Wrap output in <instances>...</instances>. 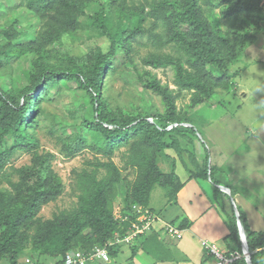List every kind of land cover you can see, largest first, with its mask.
I'll return each instance as SVG.
<instances>
[{
    "label": "trees",
    "instance_id": "trees-1",
    "mask_svg": "<svg viewBox=\"0 0 264 264\" xmlns=\"http://www.w3.org/2000/svg\"><path fill=\"white\" fill-rule=\"evenodd\" d=\"M3 7L0 16L25 12V16L38 18L44 30L31 43L21 44L17 42L21 32L15 25L0 22V79L12 81L11 85L0 84V174L15 151L8 147V137L14 135L18 143L32 140L30 130L37 126L41 102L51 100V90L62 79L76 80L91 95L94 110L93 118L81 116L79 126L86 135L81 130L66 135L63 151L72 155L90 148L109 160L98 158L90 163L92 170L76 171V207L61 210L47 221L38 216L39 210L64 191L62 178L50 162L54 155L34 152L31 164L15 168L19 179H7L12 191L0 187V261L7 258L10 264H26L20 259L30 251L37 256L31 257L36 264H47L46 259L62 264L66 252L89 251L97 245L108 246L115 257L122 245L109 244L116 232L128 230L133 217L121 222L114 214V196L125 177L113 154L124 149L125 164L135 170L124 197L123 213L128 216L134 204L149 206L157 185L167 191L170 200L177 197L184 184L175 170L164 171L160 161L170 157V149L180 158L184 151L196 157L198 131L188 125L192 124L189 115L180 114L174 90L149 71L148 80L142 79L140 71L139 81L162 98L163 113L151 120L124 107L110 108L101 88L105 74L117 69L114 56L122 50L127 59L132 43L143 37L157 47L173 46L178 54L149 53L143 63L156 69L173 68L179 90L191 92L189 113L211 101L216 91L236 76L233 73L232 77L233 66L264 31V1L215 0L211 10L221 9L223 26L213 23L202 0H16ZM81 33L90 39L103 38L107 47L95 44L82 55L60 49L67 37L76 39ZM22 56H30L32 70L27 84L20 87L14 84V66ZM184 137L190 138L189 149L182 143ZM233 212L235 250L242 254L234 264H247ZM243 224L253 264H264V251H257L264 244V235Z\"/></svg>",
    "mask_w": 264,
    "mask_h": 264
},
{
    "label": "rangeland",
    "instance_id": "rangeland-1",
    "mask_svg": "<svg viewBox=\"0 0 264 264\" xmlns=\"http://www.w3.org/2000/svg\"><path fill=\"white\" fill-rule=\"evenodd\" d=\"M15 1L16 0H0V10L4 9L2 6H9L12 3L15 4ZM214 1L215 0L207 2V0H202L204 7L208 9V13L213 23L223 26L224 18L221 13V9L218 8L213 11L211 10L212 2ZM22 13V15H12L13 12H10L3 15V17L0 16V22L4 23L5 26L14 24L15 28L21 32L17 42L21 44L26 42L25 44H27L31 43L34 38L44 30V28L42 27V22L38 18L25 16V12ZM262 33L263 32L260 31L259 34ZM256 40V45L246 48L244 53L240 55L238 63L233 66L232 77L234 76L233 73H236V76L234 78H230L228 80V85L218 89L216 94L212 97V101L215 100V105L206 103L201 105L199 108L198 106H195L189 111V113H187V109L191 104V92L179 90L174 82L175 73L173 68L169 67L156 69L146 67L143 63V58L149 53L178 54V51L171 45L157 47L153 45L147 37L138 38L137 41L135 39L132 43V50L127 59H125V55L122 50H119L114 56L113 62L117 69L115 71H108L105 74L101 88V96L105 103L112 109L124 107L135 115L148 116L150 119L154 118V116L163 113L165 111V107L162 102V98L150 89L145 88L139 81V77L141 75L140 71L143 72L142 79L146 80L150 78L146 73L149 71L156 75L162 83L168 84L170 88L174 90L175 94L178 95V110L182 116L186 117V115H189V117H191V126H194L197 129L198 139L202 142L203 149L230 150V145L233 143V139L238 138L236 134L233 135V125L235 126L233 118H239V121L246 125V123H248L253 116V109L257 107V103H254L255 98H251V101L253 102H251L248 107L243 106V109L239 111L236 108V103H233L232 92L239 88V84L242 86L250 84L251 86H255L261 82L260 79L261 76H263L262 68L254 71L253 68H249L244 74L245 76L239 79V76L241 77V66L250 60L249 56H260L261 54L255 53L257 50V53L259 50L262 51ZM2 41L3 39H0V42ZM95 44L107 47V43L103 38L93 37L90 39L86 37L85 33H81L76 39L67 37L60 49L64 51H72L78 55H82L87 49L95 46ZM59 47V43H56L55 48ZM129 58H132L133 62H131ZM29 59L30 56H22L15 62V85L23 87L27 84L29 73L32 70L31 61ZM136 67L139 68V70ZM242 80L243 82L241 83ZM0 84L3 86L8 84L11 85L12 81L10 82V80L0 79ZM229 92L230 94H228ZM241 93L242 91L239 92L238 99H244V96H242ZM51 96V100L41 102V111L39 114L37 113L38 123L35 129L30 130V137H32V140L29 143H24V141H20V143H18L17 137L14 135L8 137V147H13L15 151L8 160L4 173H2L4 176L0 177V187L8 191H12L7 179L10 178L14 182L19 179L15 172V168L31 164L34 152H50L54 155L50 159V162L52 168L62 178L64 191L58 199L41 207L38 216L41 217L42 221L52 219L54 215L61 210H71L76 207L77 197L76 190L74 188L76 171H81L84 168L92 170L93 167L90 163L96 161L98 158L102 160H109L108 156L92 151L90 148L80 149V151L72 155H67L63 151V138L66 135L77 133L82 129L79 126L82 119L81 116L87 114L89 118H93L94 110L91 95L82 89L76 80L62 79L60 80L58 86L51 90ZM24 100L25 98L21 97L22 103ZM233 110L237 113L235 116H233ZM216 121H218L217 124L213 123L211 127H208L211 122ZM84 130H81V132L86 135ZM244 136L245 133L241 132L239 140H243ZM202 137H204V141ZM189 141L190 138L188 137L182 138V143L183 145L185 144L187 149H189ZM124 153L125 150L121 149L117 150L112 156V159L121 167L122 174L125 177V181L117 186L116 195L114 196L113 209L115 215H120L124 212L126 205L123 203L126 188L128 183L132 182L135 178V170L125 164ZM197 155L199 154L197 153ZM190 159L193 163L197 160L196 157H191ZM164 166H166V164H164ZM211 167L212 166H210L209 161L205 172L202 170H199L198 172L200 175H204V177L207 174L208 177L206 178H211ZM170 170L172 171V169H169V171ZM2 174H0V176ZM100 174L104 173L101 172ZM181 175L182 173H180V177H182ZM165 191L166 190H164L163 187L157 185L153 193H151L152 196L150 198L149 207H151L152 210L154 209L153 211L157 212L167 220H178L181 215L176 212L175 204H170L171 202H169L167 197V191ZM232 208L234 209V206H232ZM232 208L229 207L227 210L232 213ZM233 214H235V212H233ZM178 224L179 223L177 221L173 222V225L178 226ZM218 244L220 245L219 247L222 246L221 242ZM231 247L237 249L238 246L235 241H231ZM28 257L31 258L37 256L30 251H26L20 260H26ZM0 264H10V262L7 258H5L0 261Z\"/></svg>",
    "mask_w": 264,
    "mask_h": 264
},
{
    "label": "crops",
    "instance_id": "crops-1",
    "mask_svg": "<svg viewBox=\"0 0 264 264\" xmlns=\"http://www.w3.org/2000/svg\"><path fill=\"white\" fill-rule=\"evenodd\" d=\"M262 32L256 40L262 51L257 53V50L255 53H261L260 56H249L250 60L241 66V77L239 76V79L243 78L249 68H253V71L262 68L261 82L255 86L239 84V88L232 91L233 103H236L239 111L243 106L248 107L253 102L251 98H255L257 107L252 111L251 120L245 125L239 118H233V135L236 134L238 138L233 139L230 150L203 149L202 142L198 137L195 138V163L191 161L189 151H184L180 158L174 150H168L170 157H162L161 168L166 172H171L169 169L175 170L179 176L180 173L184 176L180 177L184 186L177 198H168L171 205L175 204L176 212L181 215L180 219L167 220L160 215L163 222H158L150 233L141 237L133 246L122 245L117 256L112 257L110 262L100 264H215V258L206 252L203 242H214L218 246L221 242L222 250L235 251L236 248L231 247V241H235L237 245L232 213L227 210L232 208L233 200L242 223L247 224L252 232L264 235V31ZM254 45L256 42L251 46ZM240 91L244 99H238ZM207 103L216 104L215 100ZM236 114L233 110V116ZM217 122H211L208 127ZM188 125L191 126V123ZM241 132L245 136L240 141ZM202 138L204 141V137ZM209 161L212 166L211 178H206L207 174L204 177L198 171L205 172ZM219 186L229 188L230 193ZM174 221L184 230L183 236L178 239L170 236L165 227L167 223L173 224ZM45 261L52 264L54 260Z\"/></svg>",
    "mask_w": 264,
    "mask_h": 264
},
{
    "label": "built area",
    "instance_id": "built-area-1",
    "mask_svg": "<svg viewBox=\"0 0 264 264\" xmlns=\"http://www.w3.org/2000/svg\"><path fill=\"white\" fill-rule=\"evenodd\" d=\"M152 120V119H151ZM131 214L115 215L116 219L124 222L130 217V226L126 232H116L114 238L109 245L117 244L131 245L136 242L141 236L150 233L158 222H163V218L149 207L140 204H134L131 207ZM167 233L174 238H181L184 230L173 224H166ZM205 250L208 254L215 258V264H234L242 254L239 251H224L216 243L210 241L203 242ZM264 251V244L257 249ZM112 259L108 246L97 245L89 251L77 249L66 252L63 257L62 264H88L93 261L110 262ZM26 264H36L32 258L26 259Z\"/></svg>",
    "mask_w": 264,
    "mask_h": 264
},
{
    "label": "water",
    "instance_id": "water-1",
    "mask_svg": "<svg viewBox=\"0 0 264 264\" xmlns=\"http://www.w3.org/2000/svg\"><path fill=\"white\" fill-rule=\"evenodd\" d=\"M222 190H224L227 193H230L229 188L225 187V186H219ZM233 206L235 209V213L237 216V223H238V227H239V232H240V236H241V241H242V251H243V255L246 258L247 264H253L252 261V255L249 249V244H248V239H247V233L245 230V227L240 219V214L237 208L236 203L233 200Z\"/></svg>",
    "mask_w": 264,
    "mask_h": 264
}]
</instances>
